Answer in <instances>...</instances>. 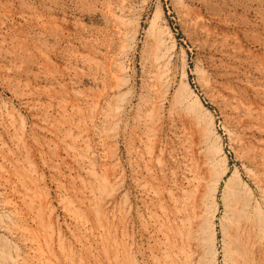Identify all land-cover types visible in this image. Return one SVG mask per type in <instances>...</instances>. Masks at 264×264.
Segmentation results:
<instances>
[{
  "label": "rangeland",
  "instance_id": "obj_1",
  "mask_svg": "<svg viewBox=\"0 0 264 264\" xmlns=\"http://www.w3.org/2000/svg\"><path fill=\"white\" fill-rule=\"evenodd\" d=\"M157 12L161 16L155 21ZM154 25L163 31V39L167 43H164L162 52L166 57V70L169 71L164 82V88L168 87L169 90L163 95L164 99L160 97L163 90L160 91L161 87H157L153 80L154 55L151 49L154 50ZM118 65L125 68L123 81L126 83L120 90L123 92L121 102L117 101L112 107L109 104L114 102L116 91L112 85L114 79L111 78V73L115 74ZM186 80L192 93L203 104L204 111L214 119V130L226 159L224 166H221L220 161H216L219 166H215L216 172H221L222 169L226 171L219 184V205L214 222L219 264H223L224 243L228 240L226 237L231 235L234 218L236 221L240 216L236 214L233 218L230 214L231 209L236 206L235 203L238 207H242L244 202L249 203L248 209L251 210L254 222L259 218L264 224V0H0V264H54L55 260V264H65L61 254L71 255L69 263L66 264H98V261L99 264H105L104 255L94 251L100 240L89 236V231L78 233L65 210L66 202L78 201V193L83 190L81 181H88L87 172L91 169L97 175H109V180L113 177L111 181L116 183V191L108 207L113 210L115 203L114 206H118L122 198L125 200V214L129 213L131 218L126 242L133 243L134 251L139 248L141 251L147 250L148 234L142 231L141 217L145 205L140 188L136 185L137 175L133 166L137 159L136 149L143 150L145 145H152L154 141L147 143L143 126L137 123L140 122L138 117L143 118L144 112L152 109L150 104L155 106L162 103L159 114L165 125L156 141L161 140L158 147L160 145L161 149L167 150L163 155H158L162 157V163L170 178L169 172L177 167L176 164L183 159V154L189 151L196 156L198 153L195 146L199 141L196 135L199 133L198 129L188 119L190 111L184 109L186 106L182 104V108L179 107L182 98L179 96L182 93L180 84L184 85ZM150 85H156L159 91ZM114 106L119 108L115 110H118V119L115 122L117 126L112 127L116 132L111 133L114 139L110 137L109 141L100 134L105 126L104 117L101 116ZM101 108L103 111H100ZM185 111L189 112V116ZM87 117H91V120L88 121ZM93 123L97 126L96 129ZM143 133L145 137L139 135ZM101 141L106 144L103 145ZM65 146L72 149H65ZM157 164L156 167L160 168ZM111 165L115 167L112 169ZM21 167L25 170L22 171ZM16 169L20 175L23 173L28 177L33 176L32 182L28 181L29 187H23L20 183ZM105 169L109 172L106 173ZM234 173L238 177L237 180L235 178L236 182L227 185L226 182ZM165 184L171 187L170 182ZM30 187L32 193L28 190ZM26 194L27 197H23ZM29 194L35 204L31 203ZM44 204L50 205L46 207L47 210ZM37 209H40L39 213ZM256 212L260 213L259 216ZM256 223L254 224L257 228L259 223ZM42 226L44 232H41ZM228 226V229H224ZM46 237L50 238L51 245L54 243L50 251L43 240ZM80 237L82 243L78 240ZM51 238H54L53 243ZM37 239L43 240L41 247L35 244L34 240ZM89 243L92 246L90 249ZM58 246L65 251H61L62 248ZM90 250L96 254V262L89 256ZM51 251L55 256L48 262ZM84 256L89 257L84 260ZM136 256L138 262L143 264L141 255ZM16 257H19L18 263L13 262ZM59 258L61 262L57 261Z\"/></svg>",
  "mask_w": 264,
  "mask_h": 264
},
{
  "label": "bare ground",
  "instance_id": "obj_2",
  "mask_svg": "<svg viewBox=\"0 0 264 264\" xmlns=\"http://www.w3.org/2000/svg\"><path fill=\"white\" fill-rule=\"evenodd\" d=\"M118 9V8H117ZM122 9V8H121ZM186 9V8H185ZM124 10V9H123ZM162 10V9H161ZM157 11V10H156ZM111 12V11H110ZM129 12V11H128ZM116 16V15H115ZM161 14L159 12L156 13L154 19L156 21L160 19ZM112 18V17H111ZM120 18V17H119ZM159 18V19H158ZM125 19V18H124ZM115 20V18H114ZM123 20V19H122ZM165 20V19H164ZM125 21V20H123ZM130 21V20H128ZM117 22V19H116ZM163 22V21H162ZM122 23V21L120 22ZM127 24V23H126ZM125 25H123V27L125 28ZM129 24V23H128ZM155 24V23H153ZM166 24V23H165ZM122 26V25H119ZM122 27V28H123ZM136 27V26H135ZM157 27V26H156ZM155 25L153 26V32H154V50L151 49V52H153L154 55V62H153V66H154V74H153V80H155V83L157 84V87L159 86V88L161 87V89H159L160 91H162V95L160 96L161 99L165 96L166 93H168V87L165 89V77L167 76L166 73H168L169 71H167L166 69H168V67L166 66V62L164 60H166L165 58V54L162 53L163 52V47H164V39H163V31H161V29L156 28ZM164 27V26H163ZM162 27V30H163ZM117 28V27H116ZM123 28V29H124ZM166 29V28H165ZM118 30V28L116 29ZM137 30V29H136ZM122 31V30H119ZM118 31V32H119ZM165 32V31H164ZM167 32V31H166ZM126 33V31H125ZM149 33V32H148ZM151 33V32H150ZM169 33V32H168ZM118 34V33H117ZM165 34V33H164ZM122 35V34H121ZM120 35V36H121ZM129 35V34H128ZM153 35V34H151ZM124 36H122L123 38ZM127 37V36H126ZM125 37V38H126ZM136 37V36H135ZM124 38V39H125ZM129 39H131L130 37H128ZM150 38H152V36H150ZM110 39V38H108ZM134 39V38H133ZM166 39V38H165ZM118 40V39H117ZM122 40V39H121ZM128 41V40H127ZM127 41H125L127 43ZM167 41V40H166ZM129 42V41H128ZM170 42V41H169ZM152 43V42H151ZM167 44V43H166ZM165 44V46H166ZM152 45V44H150ZM130 46V45H129ZM151 46V47H153ZM129 48V47H127ZM166 48V47H165ZM123 49V48H122ZM121 49V50H122ZM128 50V49H126ZM150 50V49H149ZM153 50V51H152ZM165 50V49H164ZM124 51V49L122 50V52ZM150 52V54H152ZM124 53V52H123ZM120 55V54H119ZM152 55V57H153ZM167 55V54H166ZM171 55V54H170ZM151 57V56H150ZM152 57L150 59H152ZM168 57V56H167ZM92 60V59H91ZM117 62V61H116ZM169 62V61H168ZM97 63V62H96ZM112 63V62H110ZM118 63V62H117ZM171 63V62H170ZM152 66V67H153ZM115 67V66H114ZM117 70L115 72V74L111 73V78L114 79V85L113 88L116 91L115 93V97L114 102H112V104L117 103V101H119L121 99V93L120 90L122 89V87H124L123 85H125L123 78H125V68H123L122 65H118ZM110 69V68H109ZM104 70V69H103ZM152 71V70H151ZM98 72V71H97ZM101 72V71H100ZM108 72V71H107ZM185 73V72H184ZM200 74V73H199ZM203 75V73H201ZM205 74V73H204ZM97 75V74H96ZM150 75H152L150 73ZM97 77V76H95ZM184 77L185 74H184ZM207 77V75H206ZM107 78V77H105ZM167 78V77H166ZM183 78V77H182ZM108 79V78H107ZM184 79V78H183ZM199 79H201L199 77ZM111 80V79H109ZM151 80V79H150ZM203 80V78H202ZM208 80V78H207ZM105 81V80H104ZM107 82V81H106ZM186 82V84H185ZM183 83L180 84L182 85V93L179 96H182V98H180V103H179V107L182 106V104L190 111V118H188L189 120L191 119V121H193L194 125L197 127L198 132L196 135L197 137H199V141L198 144L195 145L197 148V155L194 156V154L192 155V153H189V151H186L188 153L183 154V159L180 160L176 165L177 167L173 168L171 170V177H168V172H166L165 166L162 163V157H160L158 155V153H160V155H163L162 153H164V151L166 150L161 149L160 145L158 147L159 142L161 141H156V138L158 136V138L160 137L159 134L162 130V127L165 125H163L164 121H163V117L159 114L160 113V109L161 108V104L159 105H155L153 106L152 104H150L152 107V109L149 112H144L143 114V118L140 119V117H138L140 120V122L137 123H141L144 129V133L143 134H139L142 135L146 138L147 143L150 141H154L152 143V145H143L144 148L143 150H137L136 148V156L137 159L135 160V172L137 175V187L140 188V194L143 197V202L145 205V210L142 211V231H144L145 233L148 234V247L147 250L141 251L140 248L137 249V251L132 248V244L127 243V236H129V234L127 233V228L129 226V224H131V218L129 216V213L125 214V206H126V202L125 200H123V198L120 200V202H118V206H114L113 205V210H111L108 206L111 203V198L114 196V192L116 191V186L114 184V180L111 181V178L109 180V178L107 176L106 177L103 175H97V173H95L92 169L89 170V172H87V180H82L81 181V186H83V190L81 191V193H78L76 191V193H78L79 195L78 197V201L74 204L72 202H64L65 203V210L67 211L70 219H71V224L73 225V227L75 228V230L80 233L83 231H89V236H92L94 239L100 240V242H98L99 246H95L98 248H95L94 246V251L96 252V254L102 253L104 255V259H105V264H142L139 263L137 258V254L141 255V257L143 258L144 263L143 264H219V254H218V250L216 247V243H215V234H216V230H215V218L217 215V206L219 205L217 202V195H218V189H219V184L220 181L223 179L224 173L226 172L225 169H220L221 172H216V161H220L222 164L221 166L225 165V157L222 154V148L218 142L219 139H217L216 132L214 130V119L211 117V115L207 114L204 111L203 108V104L201 103L200 99L194 95L191 91V89L189 88V85L187 83V80ZM124 83V84H123ZM154 83V84H155ZM175 83V82H174ZM204 83V82H201ZM207 83V82H206ZM209 83H207L208 85ZM149 85V83H148ZM147 85V86H148ZM206 85V84H205ZM104 85L102 84V88ZM111 86V85H110ZM151 88L156 87V85H150ZM149 87V86H148ZM156 87V89H157ZM163 87V88H162ZM207 87V86H206ZM150 88V87H149ZM155 89V88H154ZM157 89V90H158ZM104 90V89H102ZM101 90V91H102ZM110 90H113L112 88ZM109 90V91H110ZM158 90V91H159ZM181 92V90H180ZM99 93V92H98ZM107 93V92H106ZM157 93V92H156ZM160 93V92H159ZM158 93V94H159ZM101 94V93H99ZM108 94V93H107ZM125 94V93H124ZM127 94V93H126ZM183 94V95H182ZM105 95V94H104ZM164 95V96H163ZM111 96V95H110ZM98 99V98H97ZM112 99V98H111ZM143 99V98H142ZM149 99V98H148ZM159 99V97H158ZM157 99V100H158ZM160 99V101H161ZM164 99V98H163ZM179 99V98H177ZM233 99V98H232ZM122 100V99H121ZM120 100V102H121ZM130 100V99H129ZM144 100V99H143ZM156 100V101H157ZM234 100V99H233ZM155 101V100H154ZM159 101V100H158ZM157 101V102H158ZM166 101V100H165ZM175 101V100H174ZM178 101V100H177ZM97 102V101H96ZM141 102V100H140ZM163 102V101H161ZM234 102V101H233ZM240 102V101H239ZM128 103V102H126ZM149 103V102H146ZM160 103V102H158ZM173 103V102H172ZM175 103V102H174ZM173 103V104H174ZM95 104V103H94ZM145 104V103H144ZM143 104V105H144ZM157 104V103H156ZM66 105V104H65ZM172 105V104H171ZM93 106V105H92ZM99 106V105H98ZM108 106V105H107ZM116 106V105H115ZM110 108L109 111L104 112V122H105V126L104 128L100 131V134H103L106 138L110 140V137L112 138L111 133H116L115 130L113 129L114 127H116L117 125H115V122L117 121L116 119V113L115 112L116 109L119 108ZM118 106V105H117ZM163 106V105H162ZM177 106V105H176ZM97 105L95 106L96 109ZM102 107V106H101ZM113 107V106H112ZM143 107V106H142ZM178 107V108H179ZM243 107V106H242ZM70 108V107H69ZM93 108V107H92ZM149 108V107H148ZM182 108V107H181ZM233 108V107H232ZM246 108V107H245ZM250 108V107H249ZM66 109V108H65ZM71 109V108H70ZM77 108H74V110ZM95 109H94V113H95ZM122 108H120L121 110ZM92 110V109H91ZM102 110V108L100 109V111ZM135 110V109H134ZM146 109H144L145 111ZM187 110V111H188ZM80 111V109H79ZM98 111V110H96ZM103 111V110H102ZM185 111V112H187ZM238 111V110H237ZM78 112V111H77ZM127 112V111H126ZM137 112V111H136ZM182 112H184V110H182ZM251 112V111H250ZM70 113V112H69ZM91 113V111H90ZM99 113V112H98ZM121 113V112H120ZM254 113V112H253ZM68 114V113H67ZM78 114H80V112H78ZM97 114V113H96ZM162 114V113H161ZM184 114V113H183ZM99 115V114H98ZM101 115V114H100ZM125 115V114H124ZM138 115V114H137ZM145 115V116H144ZM186 115V113H185ZM183 115V116H185ZM187 115L189 116V112H187ZM69 116V115H68ZM82 116V115H81ZM93 116V115H92ZM91 116V117H92ZM121 116V114H120ZM142 116V115H141ZM179 116V115H178ZM84 117V115H83ZM88 118V121L91 120ZM165 117V116H164ZM186 117V116H185ZM184 117V118H185ZM86 118V119H87ZM125 118V117H124ZM137 118V117H136ZM172 118V117H171ZM83 119V118H82ZM85 119V118H84ZM122 121V118H120ZM119 119V120H120ZM77 120V119H76ZM81 120V119H80ZM94 120V119H92ZM99 120V119H98ZM97 120V121H98ZM74 121V120H72ZM120 121V122H121ZM77 122V121H76ZM80 121L78 120V123ZM101 122V120H100ZM73 123V122H72ZM83 123V122H82ZM90 123V122H89ZM92 123V122H91ZM90 123V124H91ZM119 123V121H118ZM136 123V124H137ZM11 124V123H10ZM9 124V125H10ZM95 125V123H93ZM125 124V123H124ZM256 124V123H255ZM23 125V124H22ZM78 125V124H77ZM85 125V121L84 124ZM115 125V126H112ZM193 125V127H194ZM100 126V125H99ZM98 126V127H99ZM119 126V125H118ZM136 126V125H135ZM185 126V124H184ZM81 127V126H80ZM91 127V126H90ZM94 126L92 125V128ZM96 125H95V129H96ZM103 127V125H102ZM101 127V128H102ZM113 127V128H112ZM126 127V126H125ZM141 127V126H140ZM192 127V126H191ZM190 127V128H191ZM194 127V128H196ZM18 128V127H16ZM93 128V129H94ZM139 128V127H137ZM117 129V128H116ZM9 130V129H8ZM88 130V129H87ZM137 129H135L136 131ZM142 130V129H141ZM234 130V129H233ZM20 131V128H19ZM23 131V130H22ZM70 131V130H69ZM68 131V134H69ZM72 131V130H71ZM86 131V130H85ZM97 131V130H96ZM118 131V130H117ZM87 132V131H86ZM142 132V131H141ZM196 132V131H195ZM17 133V132H16ZM21 134V132H19ZM24 133V132H23ZM137 133V132H136ZM88 134V133H87ZM98 134V133H96ZM199 134V135H198ZM24 135V134H23ZM82 135V134H81ZM117 135V134H116ZM18 136V135H17ZM22 136V135H21ZM62 136V135H61ZM103 136V138H105ZM115 136V135H114ZM113 136V137H114ZM177 136V135H176ZM99 137V136H98ZM102 137V136H101ZM138 138L141 136H137ZM179 137V136H178ZM20 138V136H18V139ZM157 138V139H158ZM219 138V137H218ZM231 138V137H230ZM237 138V137H236ZM77 139V137H76ZM85 139V138H84ZM99 139V138H98ZM114 138H112L113 140ZM141 139V138H140ZM144 139V138H143ZM161 139V138H160ZM21 140V139H19ZM60 140V139H59ZM100 140H103L100 138ZM145 140V139H144ZM195 140V139H194ZM198 140V139H197ZM236 140V139H235ZM105 141V140H104ZM101 143L104 145V142ZM242 141V140H241ZM240 141V142H241ZM149 142V143H150ZM221 142V141H220ZM19 143V142H18ZM17 143V144H18ZM22 143V140H21ZM20 143V144H21ZM83 143V142H82ZM116 143V141H115ZM144 143V142H143ZM184 143V142H183ZM182 143V145H183ZM187 143V141L185 142ZM197 143V142H196ZM19 144V145H20ZM85 145V143H83ZM106 144V143H105ZM190 144V143H189ZM188 144V145H189ZM114 145V144H113ZM166 145V144H164ZM163 145V147H164ZM181 145V146H182ZM192 145V144H191ZM194 145V143H193ZM59 146V145H58ZM106 146V145H105ZM67 146H65V149L70 148L69 146L66 148ZM87 147V145L85 146ZM186 147V146H185ZM193 148V146H192ZM72 149V148H70ZM88 147H87V151H88ZM109 149V148H107ZM106 149V151H107ZM189 149V148H188ZM24 150V149H23ZM86 151V150H85ZM86 151V152H87ZM105 151V149H104ZM167 151V150H166ZM84 152V153H86ZM68 153V152H67ZM88 153V152H87ZM168 153V152H167ZM78 154V153H77ZM92 154V153H91ZM105 154H107L105 152ZM129 154V153H128ZM93 155V154H92ZM74 156V155H73ZM77 156H80L79 154ZM91 156V155H90ZM13 157V156H12ZM75 157V156H74ZM81 157V156H80ZM112 157V156H110ZM76 158V157H75ZM84 159V156L82 157ZM115 158V157H114ZM139 158V159H138ZM173 158V157H172ZM70 159V158H69ZM73 159V158H72ZM106 159V158H105ZM112 159V158H111ZM130 159V158H129ZM11 160V159H9ZM15 160V159H14ZM21 160V159H20ZM87 160V159H85ZM168 160V159H167ZM77 161V160H76ZM75 161V162H76ZM81 161V160H80ZM84 161V160H83ZM88 162L91 160H87ZM169 161V160H168ZM176 161V160H175ZM26 162V161H25ZM28 162V161H27ZM170 162V161H169ZM29 166L33 167L30 162ZM83 163V162H82ZM104 163V162H103ZM156 163H158L157 165H160V168L156 167ZM171 163V162H170ZM14 164V162H13ZM77 164V163H76ZM85 164V163H84ZM88 164V163H87ZM133 164V163H132ZM133 164V165H134ZM220 164V163H219ZM131 165V164H130ZM172 165V164H171ZM27 166V165H26ZM28 166V168H29ZM91 166L93 167L94 165L91 164ZM112 166V165H111ZM170 166V165H169ZM219 166V165H218ZM8 167V166H7ZM19 167V166H18ZM23 167V166H22ZM21 167V169H23ZM90 167V166H89ZM105 167V166H104ZM115 166H112L111 168L113 169ZM9 168V167H8ZM12 168H16L13 167ZM27 168V167H26ZM80 168V167H79ZM87 168V167H86ZM95 168V167H94ZM106 168V167H105ZM109 168V167H107ZM172 168V167H171ZM33 169V168H32ZM78 169V168H77ZM112 169L109 171L111 172ZM12 170V169H11ZM25 169H23L22 171H24ZM83 170V169H82ZM88 170V168H87ZM106 173L108 171V169H105ZM104 170V171H105ZM215 170V171H214ZM8 171V169H7ZM10 171V168H9ZM28 170L26 169V172ZM34 171V169H33ZM33 171L30 173L32 174ZM108 171V172H109ZM115 171V170H113ZM15 172L17 173V169L15 170ZM13 172V173H15ZM85 172V171H84ZM216 172V173H213ZM19 173V178L18 180L20 181V183L23 185V187H29L28 186V181L32 182L31 178L33 177H28L26 175H23V173L20 172ZM17 173V174H18ZM37 173V172H36ZM35 173V174H36ZM59 173V172H58ZM101 173V172H100ZM113 173V172H111ZM212 174V175H210ZM9 174H7L8 176ZM12 175V174H11ZM14 175V174H13ZM113 175V174H111ZM233 175V174H232ZM15 176V175H14ZM37 176V175H36ZM84 176V175H83ZM122 176V175H121ZM234 176V177H233ZM232 177H230L228 179V181L226 182L227 185L228 183L230 184L231 182L234 183L235 178L237 180V174L234 173ZM85 177V176H84ZM111 177V176H110ZM4 178V177H3ZM16 178V177H15ZM37 178V177H36ZM80 178V176H79ZM82 178V177H81ZM118 178V177H117ZM86 179V178H85ZM141 179V180H140ZM60 180V179H59ZM77 180H81V179H77ZM91 180L93 183L89 184L88 182ZM16 181V180H15ZM64 181V180H63ZM122 181V180H121ZM36 182V181H35ZM67 182V181H66ZM116 182V181H115ZM166 182H170L171 187H168V185H166ZM37 183V182H36ZM61 183V182H60ZM70 184V182H68ZM73 184V182H71ZM75 183V182H74ZM80 183V182H79ZM225 183V184H226ZM31 184V183H30ZM33 184V183H32ZM65 184V183H64ZM62 184V185H64ZM77 184V183H75ZM241 184V183H240ZM243 184V183H242ZM14 185V184H13ZM21 185V186H22ZM232 185V184H231ZM229 185V186H231ZM20 186V187H21ZM66 187H68V185H65ZM71 186V185H70ZM77 186V185H76ZM120 186V184H119ZM118 186V187H119ZM245 186V185H244ZM35 187V185H34ZM63 187V186H62ZM117 187V188H118ZM22 188V187H21ZM69 188V187H68ZM76 188V187H75ZM74 188V189H75ZM77 188H79V185L77 186ZM226 188V187H225ZM31 189L28 188V190ZM33 189V188H32ZM63 189V188H62ZM67 189V188H66ZM72 189H73V185H72ZM82 189V188H81ZM119 189V188H118ZM224 189V188H223ZM28 190H26L25 192H28ZM34 190V189H33ZM64 192H65V187H64ZM71 190L68 189V191ZM30 191V190H29ZM36 191V190H35ZM74 191V190H73ZM119 191V190H118ZM33 191L31 190L30 193H32ZM38 193V192H37ZM66 193V192H65ZM70 193V192H69ZM247 193V192H246ZM249 193V191H248ZM35 196H36V192H34ZM33 194V195H34ZM39 194V193H38ZM74 194V193H73ZM116 194V193H115ZM119 194V193H118ZM250 194V193H249ZM44 196V194H41V196ZM66 195V194H65ZM221 195V194H220ZM224 195H228V194H224ZM235 195V194H234ZM247 195V194H246ZM42 196V197H43ZM69 196V195H68ZM75 195H73L74 197ZM223 196V195H222ZM245 196V195H244ZM23 197H27L24 195ZM40 197V195H39ZM46 197V196H45ZM117 197V196H116ZM29 198H30V194H29ZM33 198V197H32ZM30 198V199H32ZM67 198V197H66ZM225 198V197H224ZM247 198V197H246ZM250 198V196H249ZM248 198V199H249ZM39 198H37L38 200ZM47 200V198H46ZM71 200V199H70ZM67 200V201H70ZM75 200V199H74ZM111 200V201H110ZM114 200V199H113ZM241 200V199H240ZM245 200V199H244ZM25 201V200H24ZM40 201V199H39ZM45 201V199H44ZM64 201V200H63ZM61 201V202H63ZM66 201V200H65ZM225 202V200H223ZM222 201V202H223ZM41 202V201H40ZM43 202V199H42ZM116 202V201H115ZM229 202V201H228ZM254 202V201H253ZM31 203L35 204V200L32 199ZM37 203V202H36ZM47 203V201H46ZM45 203V204H46ZM230 203V202H229ZM234 203V202H233ZM238 203V202H237ZM255 203V202H254ZM27 204V203H26ZM43 205L45 206V209L47 210V206L50 205ZM249 204V203H248ZM247 203H242V207H238L237 204L235 203L234 206L230 212V214H232L233 218L236 214H240L239 217H237L236 221L235 218L233 220V225H232V232L230 233L231 235L228 237H226L228 240L225 241V245H224V259H225V263L223 264H264V224L263 221L261 219L258 218L259 214L257 213V215H255V217L257 216V220L258 221V226L257 228L255 227V224H257L255 221V219L253 220L252 214H251V210L248 209V205ZM39 205V203H38ZM64 205V204H63ZM226 205V204H225ZM17 206V205H16ZM41 206V207H43ZM227 206H229L227 204ZM19 207V206H18ZM22 207V206H21ZM115 207V209H114ZM230 207V206H229ZM255 207V206H254ZM26 208V207H25ZM40 208V206H39ZM51 208V207H50ZM227 208V207H226ZM22 209V208H21ZM28 209V208H27ZM49 209V208H48ZM14 210V209H13ZM20 210V209H19ZM40 211V209H37V211ZM51 210V209H50ZM130 210V209H129ZM128 210V212H129ZM11 211V210H10ZM8 211V212H10ZM22 211V210H21ZM38 211V213H39ZM23 212V211H22ZM51 212V211H50ZM228 212V213H229ZM18 213V212H17ZM66 213V214H67ZM140 213V212H139ZM253 213V212H252ZM255 213V214H256ZM7 214V213H6ZM11 214V213H10ZM44 214V213H43ZM131 214V213H130ZM141 214V213H140ZM139 214V215H140ZM18 215V214H17ZM138 215V214H137ZM237 215V216H238ZM9 216V215H8ZM7 216V219L9 220ZM12 216V215H11ZM19 216V215H18ZM46 216V215H44ZM132 216V215H131ZM262 216V215H261ZM17 217V216H16ZM24 217V216H23ZM27 217V216H26ZM42 219L43 216H41ZM41 217H39V220L41 219ZM254 217V218H255ZM230 218V217H229ZM239 218V219H238ZM12 219V218H11ZM24 219V218H23ZM34 219V218H33ZM32 219V220H33ZM231 219V218H230ZM229 219V221H230ZM263 219V218H262ZM8 220H6L8 222ZM18 221V219H15ZM25 220V219H24ZM228 220V219H227ZM12 221V220H11ZM42 222V220H40ZM232 221V220H231ZM260 221V222H259ZM10 222V220H9ZM13 222V221H12ZM39 222V221H38ZM11 223V222H10ZM22 223V222H20ZM47 223V222H46ZM255 223V224H254ZM262 223V224H261ZM16 224V221H15ZM14 224V225H15ZM23 224V223H22ZM42 224V223H41ZM40 224V226H41ZM12 225V224H11ZM12 225V226H14ZM17 225V224H16ZM37 225V223H36ZM39 225V224H38ZM45 226V224H42ZM50 226H52L51 224H49ZM141 225V224H140ZM228 225V224H227ZM19 226L21 227V224H19ZM71 226V225H70ZM223 226V225H222ZM230 226V225H229ZM229 226L227 228L224 229H228ZM72 227V226H71ZM90 227V228H89ZM11 228V227H10ZM24 228V227H23ZM48 228V227H46ZM140 228V227H139ZM7 229V227H6ZM19 229V228H18ZM258 229V230H257ZM10 230V229H9ZM36 230V229H34ZM33 230V231H34ZM44 228L42 226V231ZM73 229H71L72 232ZM255 230H257L255 232ZM13 231V230H12ZM38 231V230H37ZM51 231H54L53 229ZM226 231V230H225ZM30 232V231H29ZM70 232V233H71ZM46 233V232H45ZM54 233V232H52ZM142 233V232H140ZM139 233V234H140ZM255 233V234H254ZM12 234V233H11ZM40 234V233H39ZM74 234V233H73ZM128 234V235H127ZM224 234V233H223ZM228 234V232H227ZM15 235V234H14ZM23 235V234H22ZM41 235V234H40ZM39 235V236H40ZM80 235V234H79ZM85 235V234H84ZM87 235V237H88ZM141 235V234H140ZM25 236V235H24ZM56 236V235H55ZM59 236V235H58ZM18 237V236H17ZM38 237V236H37ZM45 237V236H44ZM60 237V236H59ZM73 237V235H72ZM77 237V236H76ZM141 237V236H140ZM225 237V236H224ZM25 238V237H24ZM131 238V236H130ZM147 238V236H146ZM28 239V238H27ZM32 239V238H31ZM30 239V240H31ZM52 239V238H51ZM54 239V238H53ZM53 239L51 240L53 243ZM61 239V238H60ZM63 239V238H62ZM74 239V238H73ZM78 239V238H77ZM76 239V240H77ZM86 239V238H85ZM84 239V240H85ZM132 239V238H131ZM22 240V239H21ZM29 240V241H30ZM45 244H47L49 251L50 248H52L53 244L51 245V242L49 241L50 238L46 237L45 239H43ZM43 240L37 239L34 240L35 244H37L39 247H41L40 245H42ZM59 240V239H58ZM79 242H81V237L80 239H78ZM90 240V239H89ZM33 241V240H31ZM63 241V240H62ZM61 241V242H62ZM75 241V239H74ZM93 241V239H92ZM25 242V241H23ZM67 242V241H64ZM70 242V241H69ZM89 242V241H88ZM136 243L135 241H131ZM56 243V242H55ZM82 243V242H81ZM96 244V243H95ZM137 244V243H136ZM33 247V244H30ZM59 245V244H58ZM62 245V244H61ZM27 246V245H26ZM81 246V245H80ZM86 246V245H85ZM89 249L91 244L89 243ZM87 246V247H88ZM141 246V245H140ZM59 248H62L60 246H58ZM66 246H64L63 244V248ZM74 247V246H73ZM72 247V248H73ZM92 247V246H91ZM135 247V245H134ZM26 248V247H25ZM36 248V246H35ZM45 248V247H43ZM42 248V249H43ZM60 249L61 251L63 250ZM70 251L71 249L69 247H67ZM76 248V247H75ZM65 249L63 251H65ZM78 249V247H77ZM81 249V248H80ZM83 251L85 250V248H82ZM93 249V248H92ZM34 250V249H33ZM37 250V249H36ZM52 250V249H51ZM59 250V249H58ZM68 250V251H69ZM74 250V249H73ZM87 251V255H88V248L86 249ZM54 251V250H53ZM66 251V252H68ZM69 251V252H70ZM76 251V250H75ZM79 251V250H78ZM43 252V251H42ZM52 252V251H51ZM51 252H49V254H51ZM45 253V251H44ZM56 253V252H55ZM65 253V252H64ZM74 253V252H73ZM77 253V252H76ZM47 254V253H46ZM61 254V253H59ZM75 254V253H74ZM72 254V255H74ZM81 256V253H79ZM93 254V251L90 250L89 256L92 257L93 260H96L95 255ZM28 255V254H27ZM41 255V254H40ZM48 255V254H47ZM62 255V256H61ZM60 256L63 257V261L66 263H69V259L71 258V255H65L63 256V254H61ZM77 255V254H76ZM75 255V256H76ZM85 255V254H84ZM101 255V254H100ZM135 255V256H134ZM50 256V255H49ZM48 256V257H49ZM52 256V257H51ZM49 257L48 262H50V258H53L55 255H52ZM58 256V255H57ZM74 256V257H75ZM89 256H84L83 259L85 257H89ZM99 255H97L98 257ZM31 257V256H29ZM36 257V256H35ZM34 257V258H35ZM45 257V256H44ZM59 257V256H58ZM18 258L16 257L14 259V263H18ZM27 258V257H26ZM33 258V259H34ZM40 258V257H39ZM21 259V258H20ZM23 259V258H22ZM56 259V258H55ZM80 259V260H83ZM87 259V258H86ZM89 259V258H88ZM87 259V260H88ZM98 259V258H97ZM29 260V259H28ZM35 260V259H34ZM73 260V258H72ZM85 260V259H84ZM103 260V259H102ZM27 261V260H26ZM37 261V260H36ZM42 261V260H41ZM58 262L60 261V258L57 259ZM62 261V262H63ZM78 261V260H77ZM56 263V260L54 261ZM57 262V263H58ZM81 262V261H79ZM94 262V261H93ZM92 262V263H93ZM142 262V261H141ZM23 263V262H22ZM30 263V262H29ZM45 263V262H44ZM53 263V260H52ZM54 263V264H55ZM73 263V262H72ZM87 263V262H86ZM25 264V263H24ZM27 264V263H26ZM51 264V262H50ZM64 264V263H63ZM71 264V263H70ZM74 264V263H73ZM79 264V263H78ZM82 264V263H81ZM85 264V263H84ZM97 264V263H96ZM99 264V261H98ZM104 264V263H103Z\"/></svg>",
  "mask_w": 264,
  "mask_h": 264
}]
</instances>
